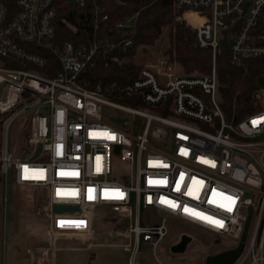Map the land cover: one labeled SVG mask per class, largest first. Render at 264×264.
Listing matches in <instances>:
<instances>
[{"label": "built area", "instance_id": "1", "mask_svg": "<svg viewBox=\"0 0 264 264\" xmlns=\"http://www.w3.org/2000/svg\"><path fill=\"white\" fill-rule=\"evenodd\" d=\"M65 1L85 8L82 25L58 18L60 0H0V172L16 185L33 187L48 248L58 250L60 238L83 240L80 247L87 250L103 244L94 241L96 211L109 206L120 226L115 231L126 239L121 245L129 253L127 264H141L145 242L161 263L156 247L169 233L168 216L229 237L230 248L246 233L232 264H264V86L254 93L259 108L230 121L221 105L216 66L224 39L237 65L264 56V0H173L180 18L194 29L197 45L211 50L212 70L175 75L143 67L127 88L142 101L134 106L83 81L98 54L125 50L133 39L104 33L110 16L96 0ZM135 17L117 27L130 34ZM59 24L88 39L60 41ZM104 105L142 117L143 127L136 131L129 120L105 121ZM18 118L13 150L8 134ZM253 120L260 123L253 127ZM117 161L128 170L117 173ZM41 170L42 179L32 178ZM117 193L123 198H115ZM225 197L235 200L231 212ZM55 205L75 208L55 211ZM150 206L165 212L160 221H145ZM185 208L223 221L224 227ZM60 221L85 226L61 227Z\"/></svg>", "mask_w": 264, "mask_h": 264}, {"label": "rangeland", "instance_id": "2", "mask_svg": "<svg viewBox=\"0 0 264 264\" xmlns=\"http://www.w3.org/2000/svg\"><path fill=\"white\" fill-rule=\"evenodd\" d=\"M170 33L153 45H141L137 48L135 61L143 67H152L157 71L171 72L175 75H187L177 63H171L165 54L169 45ZM198 74V73H193ZM259 85L264 86V77L259 79ZM220 99L221 96L219 95ZM116 101H119L113 98ZM126 105H136L131 102L119 101ZM103 119L107 122L120 123L129 120L136 131L143 127L144 119L140 116L128 114L112 106L104 105ZM22 118L13 122L9 129L8 144L15 150L17 144V130ZM117 173L128 170L124 164L117 161ZM35 191L31 186H19L11 177L0 182V264H32V249L50 245L46 232L45 218L37 213ZM114 212L109 206H102L96 211L94 241L103 243L94 246L89 251L58 249L53 254L54 264H127L129 253L121 243L126 239L117 234ZM159 210L150 206L144 210L147 223L158 222L161 219ZM126 225L129 221L124 222ZM169 233L156 247L145 242L140 254L141 264H206V257L230 248L232 240L196 224L168 216ZM183 233L193 236L184 253H174L171 246L178 242ZM78 241V240H77ZM76 240L64 239L56 241L57 247H70L77 244ZM82 242V241H81ZM79 245V244H78ZM42 250L39 249V253ZM52 263V264H53Z\"/></svg>", "mask_w": 264, "mask_h": 264}, {"label": "trees", "instance_id": "3", "mask_svg": "<svg viewBox=\"0 0 264 264\" xmlns=\"http://www.w3.org/2000/svg\"><path fill=\"white\" fill-rule=\"evenodd\" d=\"M110 19L105 25V34L111 39L132 38L133 44L127 49H116L108 54H98L94 66L84 74L83 81L88 87L101 88L112 98L119 101L142 105L137 95L127 94L128 86L143 68L134 57L141 45H153L160 40L166 31L170 33L169 45L165 54L171 63H177L186 74H208L212 70L213 57L209 49L200 48L196 42L195 31L176 10L173 0H96ZM85 8L60 0L58 18L67 16L78 24H83ZM136 15L130 34L117 27L128 17ZM60 41L79 42L88 39L86 33H74L68 27L58 25ZM117 56V60L112 56ZM219 79L221 105L227 119L237 122L252 113L260 106L254 93L259 88V79L264 77V56L244 59L237 65L231 55L229 42L222 40L221 52L216 59ZM2 125L0 124V146ZM3 176L0 172V182Z\"/></svg>", "mask_w": 264, "mask_h": 264}, {"label": "water", "instance_id": "4", "mask_svg": "<svg viewBox=\"0 0 264 264\" xmlns=\"http://www.w3.org/2000/svg\"><path fill=\"white\" fill-rule=\"evenodd\" d=\"M121 2H127L128 0H120ZM75 207L72 206H64V205H55V211H61L65 209H73ZM143 212V209H142ZM161 214H165V212H161ZM246 237V233L244 235L243 241H241L237 246L222 250L215 254H210L206 257V264H232L236 261V259L240 256L244 248V239ZM193 236L188 233H183L178 242L174 243L171 246V250L174 253H184L189 244L193 241ZM137 264L139 260H137Z\"/></svg>", "mask_w": 264, "mask_h": 264}, {"label": "snow or ice", "instance_id": "5", "mask_svg": "<svg viewBox=\"0 0 264 264\" xmlns=\"http://www.w3.org/2000/svg\"><path fill=\"white\" fill-rule=\"evenodd\" d=\"M259 123H260V120H253L252 121L253 127L257 126ZM205 163H208V161H205ZM29 171L30 170L25 166L24 172L25 173H28ZM32 171L35 173L37 170H32ZM62 174H64V173H62ZM73 174H75V173H73ZM24 178L25 179H28L30 177L28 175H25ZM32 178L42 179L43 178V172H42V170L39 171V174L38 175H33ZM91 192H92V190L90 189L89 190V196H88V199H90V200L91 199H94V197L91 195ZM62 194H63L62 191L58 189L57 190V195H62ZM72 194L75 195V193H72ZM106 198H112V197L109 196L106 193ZM115 198L122 199L123 198V193H117ZM225 199L228 200V201H231V205L230 206H226V210L228 212H231L233 210L234 205H235V200L232 197H225ZM164 202L165 201H162V203H164ZM170 206L173 207V208L177 207V205L174 204V203H170ZM221 207H225V205H221ZM184 211L186 213L190 214V215L195 216L197 219L206 221L207 223L213 224V225H215V226H217L219 228H223L224 227L223 221L215 220V219H213L211 217L205 216L203 213H196L194 211L189 210L188 208H185ZM59 225L61 227H64L66 225L67 226H75V227H83V226H85V222L84 221H70V222H68V221H60L59 222Z\"/></svg>", "mask_w": 264, "mask_h": 264}, {"label": "crops", "instance_id": "6", "mask_svg": "<svg viewBox=\"0 0 264 264\" xmlns=\"http://www.w3.org/2000/svg\"><path fill=\"white\" fill-rule=\"evenodd\" d=\"M48 236V235H47ZM62 238L58 239L61 240ZM64 239H71V240H78L77 244H73V245H69L70 247H66L65 245L63 247H58L59 249H68V250H87L84 249L80 246H82L84 243L81 242L80 239H76V238H64ZM83 241V240H82ZM79 244V245H78ZM49 246V245H48ZM48 246H43V247H34L32 249V264H52L53 263V257H54V252L53 250L49 249ZM39 249H41L42 251L39 253ZM89 251V250H87ZM54 264V263H53Z\"/></svg>", "mask_w": 264, "mask_h": 264}]
</instances>
